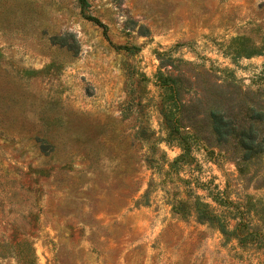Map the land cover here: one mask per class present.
Returning a JSON list of instances; mask_svg holds the SVG:
<instances>
[{"label": "rangeland", "instance_id": "rangeland-1", "mask_svg": "<svg viewBox=\"0 0 264 264\" xmlns=\"http://www.w3.org/2000/svg\"><path fill=\"white\" fill-rule=\"evenodd\" d=\"M213 109L264 138V0H0V264H264Z\"/></svg>", "mask_w": 264, "mask_h": 264}, {"label": "trees", "instance_id": "trees-1", "mask_svg": "<svg viewBox=\"0 0 264 264\" xmlns=\"http://www.w3.org/2000/svg\"><path fill=\"white\" fill-rule=\"evenodd\" d=\"M76 2L81 10L87 6V0H76ZM85 17L100 26L103 32L105 31V26L99 19L90 15H85ZM116 48L132 51L131 47L126 46H116ZM250 117L261 119L262 113L252 111ZM209 121L215 139L217 141H225L228 138L234 139L235 145L239 148L243 160H247L263 151L264 138L258 136L257 128L252 121L247 124H235L218 109L209 111Z\"/></svg>", "mask_w": 264, "mask_h": 264}]
</instances>
